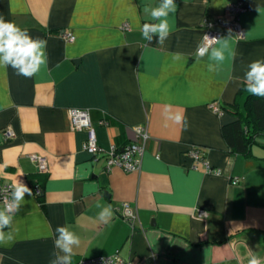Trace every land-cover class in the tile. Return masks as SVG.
<instances>
[{"label": "crops", "instance_id": "0c3cea01", "mask_svg": "<svg viewBox=\"0 0 264 264\" xmlns=\"http://www.w3.org/2000/svg\"><path fill=\"white\" fill-rule=\"evenodd\" d=\"M158 2L0 0V17L47 40L48 56L47 69L31 78L0 68V183L42 188V201L25 196L14 217L16 241L0 245V264H50L57 226L81 239L72 264L114 254L134 264H247L250 253L264 259V136L242 156L231 153L222 133L244 113L248 64L264 60V0H175V27L163 45L140 31L143 6ZM231 3L245 8L244 38L231 35L234 57L226 54L210 72L208 57L195 54L201 24L205 17L230 19ZM166 104L187 127L165 126ZM68 109L88 111L103 151L97 161L83 149L86 132L69 128ZM138 126L148 133L139 171H107L111 148L141 143ZM8 127L14 138L5 141ZM191 147L223 176L193 169ZM33 154L45 158L46 174L37 173ZM122 203L137 213L132 225L116 211ZM109 205L113 216L104 224L98 213Z\"/></svg>", "mask_w": 264, "mask_h": 264}, {"label": "clouds", "instance_id": "9594fccd", "mask_svg": "<svg viewBox=\"0 0 264 264\" xmlns=\"http://www.w3.org/2000/svg\"><path fill=\"white\" fill-rule=\"evenodd\" d=\"M188 0H183L187 4ZM178 5L175 0H159L155 5L145 4L143 14L145 22L140 27L142 38L163 45L172 34L175 23L174 18ZM231 30L227 38L203 36V44L198 47L197 55L201 58L207 56L209 60L208 70L218 71L224 63L226 54L234 57L230 49L229 40ZM47 40L33 38L27 29H22L17 24L0 17V68L11 67L17 75L31 78L42 70L47 69L48 56L46 52ZM174 59H181L180 54H174ZM245 90L256 97L264 98V60L257 59L247 66L244 78ZM171 104H166L163 111L165 126L168 122L187 127L185 116L179 111H173ZM26 195L31 196L32 190L19 180L11 186L9 198L0 208V245L11 246L16 241L18 229L14 226V217L20 210ZM113 209L109 205L98 213V220L104 224L111 221ZM54 246L58 251L52 253L50 264H72L75 255L74 249L81 244L80 237L67 226H57L53 234ZM247 264H264V259L250 253Z\"/></svg>", "mask_w": 264, "mask_h": 264}, {"label": "built area", "instance_id": "2783aa9c", "mask_svg": "<svg viewBox=\"0 0 264 264\" xmlns=\"http://www.w3.org/2000/svg\"><path fill=\"white\" fill-rule=\"evenodd\" d=\"M225 12L228 13L231 18H215L209 19L205 17L202 21L201 27L203 29V35L199 46L203 44V36L207 34L209 37L222 38L223 35L229 34L235 37L236 40L244 38V30L240 23V15L245 12V8L240 3H231L225 7ZM123 30H127V25L122 26ZM62 36L68 41L73 42L74 37L70 33H63ZM198 46V47H199ZM197 47V49H198ZM197 49L195 54L197 53ZM197 55V54H196ZM198 56V55H197ZM208 109L215 115H221L222 112L216 103L208 105ZM67 118L69 128L72 131H85L86 140L83 144V149L92 156L94 161H97L98 157L103 154L102 149L97 145L96 136L91 125L89 113L84 109H68ZM101 124H104L101 122ZM136 139L141 143L131 142L126 145L120 152L115 151L114 148L105 154V167L107 171L114 168L122 170L124 173H135L140 169L141 158L144 153V145L148 138L146 128L142 126L135 127L133 129ZM2 138L5 141H9L14 138V132L11 128H6L1 133ZM186 155L193 160V169H196L197 165H201L205 173L213 176H223V172L218 168H213L208 161L202 157L201 151L198 147H191ZM29 160L35 165L37 173L46 174L47 163L44 157L40 155H28ZM232 184H237L239 179L233 178L230 181ZM11 185L0 183V204L3 207V203L9 198ZM32 194L36 197L41 194V190L38 186H35ZM117 213L128 224H133L137 219L136 211L127 203H122L116 208ZM196 215L200 218H205L207 212L203 210H197ZM77 264H134L131 261L122 259L118 254L105 257H96L90 259H81Z\"/></svg>", "mask_w": 264, "mask_h": 264}, {"label": "trees", "instance_id": "16d2710c", "mask_svg": "<svg viewBox=\"0 0 264 264\" xmlns=\"http://www.w3.org/2000/svg\"><path fill=\"white\" fill-rule=\"evenodd\" d=\"M223 136L231 153L247 156L257 136H264V98L248 95L244 102V113L233 122L222 127ZM40 183L37 182V184ZM42 194V188L38 184ZM33 187L32 191L34 190ZM42 201L41 195L36 196Z\"/></svg>", "mask_w": 264, "mask_h": 264}]
</instances>
